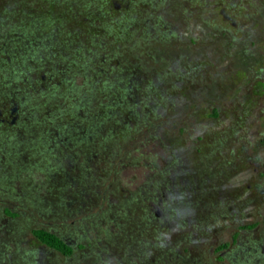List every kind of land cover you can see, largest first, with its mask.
Masks as SVG:
<instances>
[{"label": "rangeland", "instance_id": "obj_1", "mask_svg": "<svg viewBox=\"0 0 264 264\" xmlns=\"http://www.w3.org/2000/svg\"><path fill=\"white\" fill-rule=\"evenodd\" d=\"M54 1L0 0V263L264 264V0Z\"/></svg>", "mask_w": 264, "mask_h": 264}, {"label": "trees", "instance_id": "obj_2", "mask_svg": "<svg viewBox=\"0 0 264 264\" xmlns=\"http://www.w3.org/2000/svg\"><path fill=\"white\" fill-rule=\"evenodd\" d=\"M67 5L76 3V1L72 2V0H66ZM112 1L114 0H78L79 6L80 3H82L81 9H86L87 11H89L88 9L90 8L91 10V14L88 15L89 19H99L101 20V17L104 16L105 12H110L111 10L116 11L115 6L113 5ZM47 2V6H49V10H52L55 8V1H48ZM125 2H131V0H125ZM58 3H63L62 0ZM64 4V3H63ZM104 8L106 10H104ZM48 10V11H49ZM21 13H24V10L21 11ZM69 16V15H68ZM65 18L67 19V16H65ZM69 20V17H68ZM34 22V21H33ZM13 24H11L10 26H12ZM115 26L112 27V30H110V33H112L115 28L118 29V33H120L122 30V27L120 24L115 23ZM34 235L36 236L37 239H39L41 242L51 246L52 248L60 251L61 253L65 254V255H70L73 252V248L68 245L61 237H59L58 235H56L53 232L44 230V229H38L34 231Z\"/></svg>", "mask_w": 264, "mask_h": 264}, {"label": "flooded vegetation", "instance_id": "obj_3", "mask_svg": "<svg viewBox=\"0 0 264 264\" xmlns=\"http://www.w3.org/2000/svg\"><path fill=\"white\" fill-rule=\"evenodd\" d=\"M114 4L116 5V7H118V3H116V2H114ZM49 10V8H46V11H48ZM223 12V11H222ZM34 23V22H33ZM20 24H22V23H20ZM35 24V23H34ZM36 25V24H35ZM45 77H46V75L45 74H43L42 76H41V78L42 79H45ZM11 103V105H10V107H9V105H5V104H2V105H0V123H12V124H14L15 122H16V120H17V118H18V114H19V106H18V103H16V102H14V101H12V102H10ZM159 202H161V200L159 201ZM7 212H9L8 210H7ZM12 213V212H11ZM156 214L157 215H159L160 214V211L157 209L156 210ZM14 215V214H13ZM35 230H38V229H35ZM34 230V231H35ZM45 230V229H44ZM33 231V232H34ZM48 231V230H47ZM51 232V231H50ZM54 233V232H53ZM57 235V234H56ZM59 236V235H58ZM36 237V236H35ZM59 237H61V236H59ZM68 245H70L72 248H73V252H74V246H73V244H72V242H70V241H68V240H66L65 238H63V237H61ZM39 240V239H38ZM40 241V240H39ZM41 242V241H40ZM42 244H45V243H43V242H41ZM46 246H48V247H51V246H49V245H47V244H45ZM52 248V247H51ZM54 249V248H53ZM56 250V249H55ZM58 251V250H57ZM72 252V253H73ZM71 253V254H72ZM70 254V255H71ZM0 264H2V263H0ZM9 264H15L12 260L10 261V263ZM31 264V263H30Z\"/></svg>", "mask_w": 264, "mask_h": 264}]
</instances>
